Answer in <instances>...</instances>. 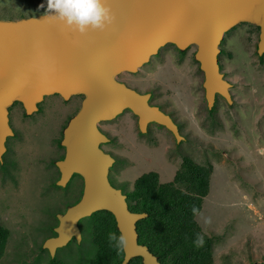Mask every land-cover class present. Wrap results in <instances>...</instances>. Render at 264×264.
Listing matches in <instances>:
<instances>
[{
	"label": "water",
	"instance_id": "1",
	"mask_svg": "<svg viewBox=\"0 0 264 264\" xmlns=\"http://www.w3.org/2000/svg\"><path fill=\"white\" fill-rule=\"evenodd\" d=\"M115 23L105 31L79 36L41 15L18 21L0 20V151L8 136V109L20 103L26 114L36 110L43 97L63 100L82 96L81 107L63 130L62 161L56 162L63 187L72 175L83 181L80 200L56 216L55 237L42 249L50 258L74 239L80 242L78 222L101 211L110 213L118 233L127 237L121 264L140 258L142 264H160L147 247L138 244L136 224L146 214L132 213L126 196L107 179L113 160L99 146L108 142L97 125L109 122L125 110L138 118L141 133L149 123L164 127L181 140L171 119L149 106V95H139L118 83L121 73H136L173 45L179 52L195 47L194 60L204 76L203 90L208 109L216 95L231 104L229 85L217 65L219 45L235 25L259 28L257 53H264V0H110ZM48 70L43 78L37 65Z\"/></svg>",
	"mask_w": 264,
	"mask_h": 264
},
{
	"label": "rangeland",
	"instance_id": "2",
	"mask_svg": "<svg viewBox=\"0 0 264 264\" xmlns=\"http://www.w3.org/2000/svg\"><path fill=\"white\" fill-rule=\"evenodd\" d=\"M41 4L46 8V0H0V20L18 21L40 16L45 10L40 7ZM235 46L233 50L234 47L222 44L223 50L233 51L231 60L225 55L221 56L222 66L224 71H233L232 75L240 77L232 78L233 81L241 80L238 82L246 84L247 88L245 94H236L230 116L226 112V102L219 99L216 105L219 111L216 113L215 109L214 119L211 120L216 125L209 130L203 127V121L199 120L198 123L194 115L196 109L201 114L206 115L207 112L201 88L203 78L185 77L196 74V66L190 64L195 47L187 48V52L182 54L167 45L140 70V73L143 70L147 72L151 78H129L130 85L142 92L153 93V105L172 118L181 131L180 137L188 141L179 142L180 146H177V140L176 143L172 139L169 141L175 152H170L173 168L164 159V144H158V147L153 135L127 133L124 139L122 132L115 131V143L111 149L115 151L116 163L111 182L115 189L125 193L132 190L139 177L149 172H156L160 183L170 182L174 171L178 170L181 156H190L201 166L211 164L213 172L209 193L203 200L202 215L196 216L195 220L203 232H212L220 239L213 249L215 264H264V67L258 71L249 67L241 46ZM237 57L244 61L243 67L237 64ZM180 59L183 61L179 63ZM221 73H224L223 69ZM49 101L51 116L35 115L39 120L36 128L31 129L36 134L35 138H32L31 131L29 135V132L21 131L22 128L18 127L20 133L24 132L25 145L29 143V138L33 143L25 148L26 151L38 153V150H44L43 147L47 148L52 132L59 138L63 121L75 103L70 101L65 104L58 98ZM42 120L49 122V126L43 124L46 128L40 133ZM161 132H157L160 138H165V130ZM135 137L139 141L148 139L152 143L148 148H141L136 143L132 145ZM30 179L31 174L21 180L20 197L13 195L8 199L7 208L10 210H1L0 223L9 230L10 236L0 264H47L48 253L41 252L39 247L50 235L48 227L55 225L54 217L64 210L61 202L68 204L77 200L76 195L60 192L38 198L31 191L34 182L26 183ZM33 205L38 206L39 210L32 211ZM48 207L52 210H48ZM19 214L25 216L22 221L16 219ZM207 217L211 218L210 224L204 222ZM81 226L83 239L58 249L54 256L56 260L63 264H88L91 260L94 250L85 219L81 221Z\"/></svg>",
	"mask_w": 264,
	"mask_h": 264
},
{
	"label": "flooded vegetation",
	"instance_id": "3",
	"mask_svg": "<svg viewBox=\"0 0 264 264\" xmlns=\"http://www.w3.org/2000/svg\"><path fill=\"white\" fill-rule=\"evenodd\" d=\"M240 30H242V31L240 33H238V31H240ZM258 41H259V28L255 27L253 25L247 24V23H240L238 25H235L232 29H230L224 35L223 40L221 41V43L219 45L220 53L217 56V65H218V69H219L220 73H221V70L223 69L224 73L223 74L221 73L222 78L229 85L228 93L230 95L231 104H228L222 97H220L219 95H216L215 99H214L213 107L211 109H208L207 104L205 103L206 108H207L206 115L201 114L200 110L196 109V111L194 112L195 119L198 123H199V120L203 121L202 124H203V127L205 129H208V130H209V128L212 129V127H214L216 125V123L212 124L211 120L214 116L215 109H216V113H218V111H219L218 106H216L219 102V98L224 100V102H226V104H227L226 112H227V115L230 116L231 110L233 109L231 106L236 103V94L237 93L245 94V91L247 88L246 84H243L242 82L241 83L238 82L241 80L233 81L232 78H240L238 75H235V74L232 75L233 71H224V67L222 66L223 63L221 60V56L225 55V57H227L228 59L231 60L233 57V51H231L229 49H228V51L225 49L223 50L222 44H224V45L227 44V45H229V47H231V46L234 47L233 50L236 49L235 45L241 46L240 47L241 51L246 54L247 60L249 61V63H248L250 65L249 67H252L255 71H258L259 69H262L264 67V53L262 55H258V53H257ZM169 46H173V45H169ZM172 48H174V50L179 52L174 46ZM187 50L188 49H186L185 51L180 52V53L185 54L187 52ZM159 52L160 51H158V53ZM158 53H157V56H158ZM254 58L256 59V61H254ZM182 61H183V59H180L179 63ZM193 61H195L194 60V54L190 60V64L192 63L195 65V63ZM237 64L240 65L241 67H243L244 61L237 57ZM144 66H142L141 69ZM141 69H138V71L136 73H121L120 75L115 77V80L118 83L125 85L127 88L135 91L139 95L148 94L149 99L147 102H148L149 106L156 107L160 112H162L164 115L168 116L165 112H163L161 110L160 107L153 105V103H152L153 93L152 92H146V91L142 92L138 88L130 85V82H129L130 79L129 78H151V77H149L147 72H145L144 70H143V72H141L142 73V75H141V73H140ZM199 72H201V71H200L199 64H198V66H196V74L191 76V77L190 76H185V77L186 78L187 77L188 78H203V80H204L203 74L202 73L200 74ZM203 80H202V84H203ZM202 84H201V88L203 90ZM53 98H58L65 104H67L70 101H75V103L73 105V109L66 116V118L63 121V124L59 130V138L55 137L54 133L52 132L50 138H48V140H49L48 144L49 145L47 148L43 147L44 150L40 149V150H38V153H37V151L35 153L32 152L31 150L26 151L25 148H27L28 145L33 144V143H31V140L29 138L28 139L29 143H27V145H25V142H24L25 137L23 135L24 132L25 131H27V132L31 131V129H33V127L36 128L37 123H39V120H37L35 118L36 114L37 115L39 114L42 117L45 114H48L51 116V114L49 113V107H52V106L49 104L50 103L49 99H53ZM203 99L205 101L204 90H203ZM82 100H83L82 96H73V97H70L68 100L65 101L58 95H51V96L43 97L42 101L36 105V110L32 111L29 114H26V111L24 110L23 106L20 103H14L8 109V115H7L8 126L11 130L12 136L6 137V139L3 143V149L0 151V214H1V210L7 211V209H9V208H7V206H9V203H8L9 198H11L13 195L17 198H18V196L20 197V187H21L20 185L23 183V182L21 183V180L23 178L27 177L29 174H31L32 179H30L26 183H29L30 181L34 182L31 191L33 192L34 195L36 193L38 195V198H44V197H46V196L48 197L50 195L52 196V195H55L56 193H59V192L63 193L64 195H67L70 193V194L76 195V197L78 196L77 200L75 202H72V203L70 202V203L66 204L67 202L63 201L60 203L61 208L64 207V210H62L61 214H63L68 207L73 206L74 204H76L80 200V197L82 195V190H83V181H82L81 177H79L78 175H72L70 177V179L68 180V182L65 184V186H63V187L59 186L58 182L61 178V174H60V172L56 166V162L62 161L64 159L65 149L61 146V141L63 138V135H62L63 130L67 126L69 120L71 118H73L76 115V113L79 111V109L81 107ZM51 110H53V109L51 108ZM168 117L174 123L172 118L170 116H168ZM45 118H43V119H45ZM17 124H18V126H17ZM43 124H48V126H49V122L46 123L44 120H42L41 121V125H42L41 127H43V129H41L39 131L40 133H41V131H43L46 128L43 126ZM174 125L177 128L179 136H182L181 131L179 130L177 125L175 123H174ZM18 127L22 128L21 131H24V132L20 133V131H18ZM111 127H113V128L110 129ZM97 129L108 140L107 143L100 145L99 148L105 154L109 155L113 160V163H112L111 167L109 168L108 175H107L108 182L113 188H115V186L112 184L111 178L115 175L116 160H115V156H114L115 151H112L111 145L113 143H115V131L122 132L123 136H124V134L127 135V133L130 135L137 134V133L138 134H145V135H147L149 133L150 134L149 136L153 135L154 136V142L156 143V145L158 147L160 146L158 144H164L165 148L162 151V153H164V159L168 161L167 163H169L171 166H173L172 165L173 161H172L170 152H171V154L175 153V152L173 150V146L171 147L169 145V141H171V139H172L176 143V139L170 132H168L162 126H159V125L154 124V123H149L145 127V132L141 133V131L139 130V127H138V118L129 110H125L123 113H121L119 116H117L114 120L109 121V122L99 123L97 125ZM162 130H165V133H164L165 138H160L159 133H157V132H161ZM34 133L32 134V138H35L36 134H34ZM30 134L31 133L29 132V135ZM167 135H168V137H166ZM134 136H136V135H134ZM119 138L123 139L122 137H119ZM135 138H133V139L136 141L131 142L132 145L134 143H136V144L140 145L141 148L142 147L148 148V146H150V144L152 143V141H149L148 139H143V142H142V141L137 140L138 138H136V139ZM124 139H125V136H124ZM186 141H188L187 138L186 139L181 138V140L179 142L182 143V142H186ZM179 142H178L177 146H180L181 143L179 144ZM175 151L177 153L179 152L178 150H175ZM22 152H26V153H22ZM181 158H182V156H181ZM180 163L181 162H179V165H180ZM179 165H178V167H179ZM173 168H175V167L173 166ZM174 172H176V171H174ZM174 174H173V176H174ZM68 186H70V187L68 188ZM15 190H17V191H15ZM34 204H37V202ZM61 208H60V210H61ZM35 209H36V211L39 210L38 206L33 205L32 211H34ZM50 209L52 210L51 207H48V210H50ZM43 210H47V209H43ZM18 218L21 219V221H22V219L25 218V216H22L20 214L16 215V219H18ZM81 221L78 222L77 226H78V229L80 231L81 240H82L84 236H83V232H82ZM57 225H58V221H57ZM71 243H76V241L74 239H72L69 242V244H71Z\"/></svg>",
	"mask_w": 264,
	"mask_h": 264
},
{
	"label": "trees",
	"instance_id": "4",
	"mask_svg": "<svg viewBox=\"0 0 264 264\" xmlns=\"http://www.w3.org/2000/svg\"><path fill=\"white\" fill-rule=\"evenodd\" d=\"M212 172L211 164L198 165L186 155L182 156L170 182L160 183L158 174L149 172L134 182L131 191L123 193L130 212L147 215L136 224L138 244L147 247L160 264H215L213 249L220 239L212 232H203L191 212L193 206L201 211L203 200L209 193ZM54 218L56 223L48 227L50 235L47 238L55 236L52 229L57 226V219ZM85 222L90 229V244L94 250L88 264H121L123 252L118 253L107 239L109 232L119 234L113 216L101 211ZM197 233L204 237L202 246L193 243ZM9 236V230L0 223V260ZM42 245L39 250L46 253ZM47 264L63 263L48 255ZM128 264L142 262L140 258H134Z\"/></svg>",
	"mask_w": 264,
	"mask_h": 264
},
{
	"label": "clouds",
	"instance_id": "5",
	"mask_svg": "<svg viewBox=\"0 0 264 264\" xmlns=\"http://www.w3.org/2000/svg\"><path fill=\"white\" fill-rule=\"evenodd\" d=\"M44 8L41 14L42 21H55L62 24L71 32L79 36H85L91 31H105L116 21L110 0H46L40 5ZM43 78H47L48 70L42 64L37 65ZM193 216H201L200 209L196 206L191 208ZM206 224L211 223V218H204ZM108 242L118 253L122 252L128 244L127 237L116 232L108 233ZM196 246L204 244L203 235L197 233L193 241Z\"/></svg>",
	"mask_w": 264,
	"mask_h": 264
},
{
	"label": "bare ground",
	"instance_id": "6",
	"mask_svg": "<svg viewBox=\"0 0 264 264\" xmlns=\"http://www.w3.org/2000/svg\"><path fill=\"white\" fill-rule=\"evenodd\" d=\"M141 69V68H140Z\"/></svg>",
	"mask_w": 264,
	"mask_h": 264
}]
</instances>
